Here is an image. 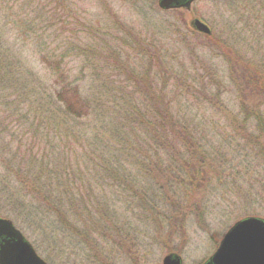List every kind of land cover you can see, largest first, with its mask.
I'll return each mask as SVG.
<instances>
[{
  "label": "rangeland",
  "instance_id": "374dc122",
  "mask_svg": "<svg viewBox=\"0 0 264 264\" xmlns=\"http://www.w3.org/2000/svg\"><path fill=\"white\" fill-rule=\"evenodd\" d=\"M157 1L61 0L71 12L68 16L60 15L61 24L51 27L53 34L44 39L47 46L41 49L37 40L42 35L41 21L35 22L36 34H25L14 23L18 4L13 2L17 8L12 11L0 7V217L10 220L48 264H162L163 257L169 253L177 254L182 264H201L235 221L248 216L264 218V94L246 101L253 119L244 121L238 111V87L232 83L231 74L220 57L226 54L239 65L248 66L250 62L261 66L264 79V34L260 38L257 32L248 31L241 24L242 17H250L246 16V11L259 10L257 4L264 0H194L190 10L183 9L182 21L187 23L192 16L204 21L212 30L215 45L205 36L189 31L177 13L160 10ZM238 7L246 10L240 9L245 15ZM34 17L40 19L38 14ZM172 27L184 34L185 41L177 39ZM70 29L75 31L74 35ZM146 34L153 35L157 42L152 56L163 57L164 76L170 74L165 79L166 91L180 92L174 100L176 105L182 106L181 114L187 119L180 123L193 126L192 131L201 135L194 139L199 149L195 158L183 160L190 168L200 166V170L184 177L189 187L172 184L169 189L165 187V194L158 198L152 196L151 200L156 203L152 212L142 215L132 202L124 204L121 198H116L118 185L114 186L111 181L124 184L129 180L126 171L125 174L118 171L119 175L108 180L109 186L94 171L86 169L90 164L85 162L81 172L89 176L92 187L96 191L107 190V200L100 203L101 209L108 206L105 214L114 224L107 234L120 242L113 245L109 239H94L90 241L93 248L90 251L88 245L75 242L74 229L78 228L81 233L78 226L72 229L68 241L66 236H59L60 233H52L53 222L48 230L39 219L40 224L37 222L38 173L46 171L43 159L37 164V156L48 154L49 167L60 164L62 158L58 154L62 141L51 125L45 128L46 139L37 142V132H41L37 131V103L42 96L37 92V80L47 89L52 79V71L42 62L41 54L47 50L60 56L66 43L73 42L77 51L70 46L72 51L64 58V65L70 75L83 69L84 75L91 76L94 69L88 64L95 61L98 66L105 57H117L116 50L120 47L119 55L137 66L136 76L146 78L148 58L136 55L129 45L125 46V43L131 44L136 35L144 40ZM73 38L75 41L71 40ZM108 74L107 69L101 68L95 77L105 81ZM194 90L199 95L192 104L188 96ZM204 93L213 97L211 101L207 99L208 104H202ZM194 107H200L199 119L190 120ZM54 124L62 128L60 122ZM259 124L263 131L257 130ZM86 125L92 134V123ZM79 154L75 152L69 157L77 158ZM97 155L105 156L100 152ZM169 172V167L154 170L150 178L143 175L141 169H133L130 173L135 176L136 184L124 188L144 185L148 194L153 178L159 180L166 173L171 175ZM47 187L55 188L56 182L48 183ZM166 215L168 222H153V216L160 220Z\"/></svg>",
  "mask_w": 264,
  "mask_h": 264
},
{
  "label": "trees",
  "instance_id": "16d2710c",
  "mask_svg": "<svg viewBox=\"0 0 264 264\" xmlns=\"http://www.w3.org/2000/svg\"><path fill=\"white\" fill-rule=\"evenodd\" d=\"M60 1L0 0V7L5 8L6 11H12L17 8L18 4L19 11L15 15L16 22L14 23L17 28L25 31V34H36L37 24L35 22L41 21L40 23L43 24L42 35L37 37L41 49L43 46H47L44 41L53 34L51 27L61 24L60 15L68 16L71 12V9L62 5ZM13 2L17 4L14 6ZM257 5L259 10L246 11L242 9L243 6L242 8L238 7L237 10L245 15L240 10L242 9L246 11V16H250L242 17L241 24L248 31L257 32L262 38L264 34V2ZM231 12L238 14L235 11ZM35 13L40 15L39 20L34 17V15L37 16ZM179 15L182 21V13ZM32 16L33 18L29 19ZM171 25L174 26L173 23ZM171 31L181 42L185 41L184 34L178 28L172 27ZM70 32L72 35L75 33L73 29H70ZM162 32H165V28L162 29ZM205 37L209 43L215 45L216 39L212 36ZM144 40L140 35H136L131 44L125 43V46L129 45L128 48L136 55L148 58L145 71L150 77L149 79L136 76L137 66H132L119 55L120 47L115 49L118 53L117 57H112V55L105 57L98 66L97 62L91 61L88 64L94 69L91 76L84 75L83 69H80L76 75H70L64 65V58L72 51V48L77 51L73 42L66 43V49L60 56L52 54L51 51L50 54L47 50L41 54L43 55L42 62L52 71V79L47 89L44 88L46 86L40 80H37V92L42 95L37 103V111H39V113L37 112V131L41 130V132H37V142L46 139L45 128L51 125L53 129H57L56 137L62 141V150L60 149L58 152L62 158L60 164L49 167L48 154L37 156L39 157L37 164H40L42 162L40 160L43 159L42 165H46V171L38 173L40 180H37L39 182L37 222L40 221L46 230L53 222V227H50L52 233H60L59 236H66L68 241L72 237V229L78 226L81 233H78V228L74 229V234L77 236L75 242L78 245H88L90 251L93 249L90 241L94 239L98 241H108L109 239L113 245L116 243L119 245L120 242L114 241V238L107 234L114 225L110 216L105 214V209L108 206L101 209L100 203L108 198L107 190L96 191L92 187L89 176L86 177L85 173L81 172L85 169V162L90 164L86 169L90 172L94 171V174L98 178H102V182L105 181L109 186L108 180L119 175L118 171L122 170L124 174L126 171L129 180L124 181V184L111 181L114 186L118 185L115 192L116 198H121L124 204L132 202L133 206L138 209V213L142 215L152 212V208L156 204L151 200L152 196L158 198L165 194V187L169 189L172 184L187 187L190 184L185 183L184 177L193 176L194 172L200 170V166L198 168L191 165L193 168H190L189 165H185L183 160L195 158L199 149L195 147L194 139L201 135L197 131H192L194 130L193 126L191 128L180 123L187 120L181 114L182 106L176 105L174 100L180 92L169 93L166 91L165 79L170 74L168 72L164 76L166 66L163 57L158 56L156 59V55L152 56L156 40L150 34H146ZM155 52L157 51L155 50ZM220 57L231 74L232 83L238 87L236 96L239 101V116L244 121L253 119L249 115L246 101L264 94V79L261 74L263 67L250 62L248 66L239 65L226 54ZM111 61H116L118 64L115 65ZM82 68L85 67L82 66ZM101 68L110 72L105 81L95 77ZM119 83L123 85H119ZM115 84H118L117 87ZM205 89H207L206 85ZM195 93H197L196 90L190 91L188 96L192 104H195L198 99L199 94ZM216 94H214L215 98L219 97ZM202 95L205 99L202 104H208L213 100V97L210 98L205 93ZM198 109L193 108V113L189 116L190 120L199 119ZM49 114L51 115L49 116ZM41 122L45 125L43 126ZM55 122H60L62 128L55 125ZM88 123H92V134L87 131L86 124ZM261 126L259 124L257 130L263 131L259 129ZM197 133L198 135H196ZM37 150H40L38 144ZM75 152L80 153L77 158L82 157L79 159L69 157ZM98 152L105 156L97 155ZM168 159L170 161L167 164ZM71 160H75V162L72 163ZM78 161L82 163H78ZM154 165L158 166L155 168ZM167 167H169L171 175L166 173L159 180L153 178L154 183L148 194L143 189L144 185L135 189L124 188L136 184V180L133 179L135 176L130 173L133 169L139 168L143 175H150L151 178L154 175V170L158 171ZM171 177L173 179H169ZM53 181L56 182V187L49 189L47 184ZM152 219H154V223L155 221H169L168 215L160 220H157L158 216H153Z\"/></svg>",
  "mask_w": 264,
  "mask_h": 264
},
{
  "label": "water",
  "instance_id": "95a60500",
  "mask_svg": "<svg viewBox=\"0 0 264 264\" xmlns=\"http://www.w3.org/2000/svg\"><path fill=\"white\" fill-rule=\"evenodd\" d=\"M180 0H160L159 6L189 8L190 2L178 5ZM198 32L209 34V27L198 18L190 21ZM0 264H47L30 243L15 229L12 222L0 217ZM162 264H181L177 254H167ZM204 264H264V220L247 217L234 223L221 239L215 253Z\"/></svg>",
  "mask_w": 264,
  "mask_h": 264
}]
</instances>
